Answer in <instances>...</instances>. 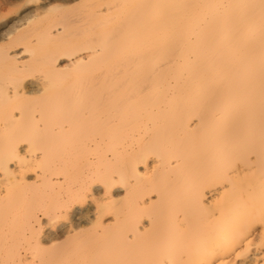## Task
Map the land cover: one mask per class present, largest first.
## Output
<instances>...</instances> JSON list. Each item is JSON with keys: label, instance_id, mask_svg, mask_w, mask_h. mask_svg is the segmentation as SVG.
Masks as SVG:
<instances>
[{"label": "bare ground", "instance_id": "1", "mask_svg": "<svg viewBox=\"0 0 264 264\" xmlns=\"http://www.w3.org/2000/svg\"><path fill=\"white\" fill-rule=\"evenodd\" d=\"M96 1L0 0V264H264V0Z\"/></svg>", "mask_w": 264, "mask_h": 264}, {"label": "rangeland", "instance_id": "2", "mask_svg": "<svg viewBox=\"0 0 264 264\" xmlns=\"http://www.w3.org/2000/svg\"><path fill=\"white\" fill-rule=\"evenodd\" d=\"M98 1H99V0H97L95 3H97ZM100 1H101V0H100ZM98 4H102V2H98L96 5H98ZM32 5L34 6V3H31V4L29 5V7H32ZM15 9H16V8H9L8 11H10V10L13 11V10H14V12H15ZM15 16H18V15H17V14L15 15V14L13 13V14L11 15V17H9V18H12V17H15ZM108 24H109V23H108ZM80 45L83 46L82 44H80ZM65 60H67V58H65ZM37 171H40V168L37 169ZM29 174H30L29 177H32V176L34 177V176L36 175V174L33 173V172H32V173H29ZM34 174H35V175H34ZM56 226H57V224H56ZM47 227H48V226H46L45 229H48V228L50 229L51 226H49L48 228H47ZM52 228H53V227H52ZM45 231H46V230H45ZM43 235H44V233H43ZM61 241H62V240H61Z\"/></svg>", "mask_w": 264, "mask_h": 264}]
</instances>
